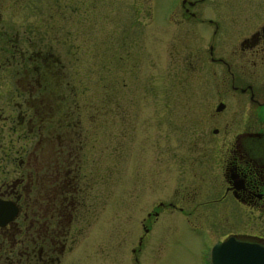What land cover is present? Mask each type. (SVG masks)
Returning a JSON list of instances; mask_svg holds the SVG:
<instances>
[{"label":"flooded vegetation","instance_id":"af4514ba","mask_svg":"<svg viewBox=\"0 0 264 264\" xmlns=\"http://www.w3.org/2000/svg\"><path fill=\"white\" fill-rule=\"evenodd\" d=\"M207 1L179 0L180 21L199 16L216 32L217 21L200 16ZM3 12L0 8V17ZM262 12L261 20L249 23L251 11L237 9L234 13L249 26L228 44L207 46L204 58L218 65L220 79L217 103L201 121L207 123L201 133L178 138L162 164L157 139L149 162L139 144L137 168L129 178L120 173L122 202L137 207L139 245L166 219L167 224L181 221L201 236L204 264H211V246L228 238L264 248ZM37 30L38 41L32 40ZM45 30L0 24V264H60L84 234L79 222L88 223L94 188L111 187L112 168L96 163L94 119L84 123L89 113L81 115L84 107L75 96L62 113L63 95L47 88L58 84L63 69L58 56L46 50L53 42L46 41ZM110 79L105 77L103 96L108 123L122 112L112 94L120 85ZM160 190L165 199L158 197Z\"/></svg>","mask_w":264,"mask_h":264},{"label":"rangeland","instance_id":"374dc122","mask_svg":"<svg viewBox=\"0 0 264 264\" xmlns=\"http://www.w3.org/2000/svg\"><path fill=\"white\" fill-rule=\"evenodd\" d=\"M225 2L209 0L202 6L200 16L219 24L214 32L199 16L180 21L179 0H0L5 11L0 24L45 26L46 41L53 42L46 50L58 56L63 69L58 84L47 88L63 95L62 113L75 96L84 107L81 115L89 113L84 123L94 119L96 163L112 168L111 187L94 188L88 223L79 222L84 234L60 264H204L201 236L181 221L167 224L160 219L139 245L137 207L123 204L119 175L125 172L129 178L137 168L139 144L144 161L157 151L162 164L178 138L198 135L207 124L204 116L217 103L220 79L218 65L204 58L207 46L228 44L249 23L263 18L264 0ZM237 9H249L251 22L244 23L234 13ZM35 33L31 39L38 41L39 30ZM106 76L120 85L112 94L122 109L109 123L103 105ZM162 172L160 182L166 174ZM158 197L165 199L163 191ZM213 231L218 239L219 229Z\"/></svg>","mask_w":264,"mask_h":264},{"label":"water","instance_id":"95a60500","mask_svg":"<svg viewBox=\"0 0 264 264\" xmlns=\"http://www.w3.org/2000/svg\"><path fill=\"white\" fill-rule=\"evenodd\" d=\"M210 261L212 264H264V248L228 238L211 246Z\"/></svg>","mask_w":264,"mask_h":264}]
</instances>
